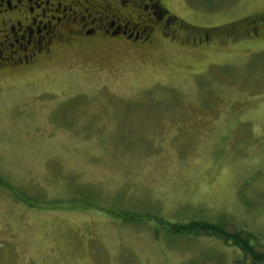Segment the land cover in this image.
Returning a JSON list of instances; mask_svg holds the SVG:
<instances>
[{"label": "rangeland", "instance_id": "rangeland-1", "mask_svg": "<svg viewBox=\"0 0 264 264\" xmlns=\"http://www.w3.org/2000/svg\"><path fill=\"white\" fill-rule=\"evenodd\" d=\"M161 1L195 30L0 76V264H241L160 219L264 251V0Z\"/></svg>", "mask_w": 264, "mask_h": 264}, {"label": "flooded vegetation", "instance_id": "flooded-vegetation-1", "mask_svg": "<svg viewBox=\"0 0 264 264\" xmlns=\"http://www.w3.org/2000/svg\"><path fill=\"white\" fill-rule=\"evenodd\" d=\"M168 12L161 0H0V76L31 75L62 51L143 50L173 36Z\"/></svg>", "mask_w": 264, "mask_h": 264}, {"label": "trees", "instance_id": "trees-1", "mask_svg": "<svg viewBox=\"0 0 264 264\" xmlns=\"http://www.w3.org/2000/svg\"><path fill=\"white\" fill-rule=\"evenodd\" d=\"M260 15L252 16V19H257L258 17H264V12L259 13ZM255 17V18H253ZM251 19V20H252ZM178 27L184 30H195L185 24H181L180 22H176ZM232 26L224 27V32L227 28ZM264 29V28H263ZM250 33L256 34L258 33L257 29L251 28ZM225 34L230 38L236 37V35L240 36L242 34H247L246 32H239L237 30H231L225 32ZM240 34V35H239ZM0 184H3V180L0 177ZM120 215L124 217L132 218L131 220L136 219L135 215L139 216L138 214H134L130 211H122ZM224 221V220H222ZM161 224L166 226V231L172 234L183 235V237H190V236H213L221 239L227 244L235 246L240 254L241 259L237 260V263H245V264H264V251L262 250L263 246L259 245L258 243L251 244L250 239L254 238L248 232L241 231H229L226 229L224 223L206 221L201 219H190L186 222H166L160 219ZM164 222V223H163ZM167 223L168 225H166Z\"/></svg>", "mask_w": 264, "mask_h": 264}]
</instances>
